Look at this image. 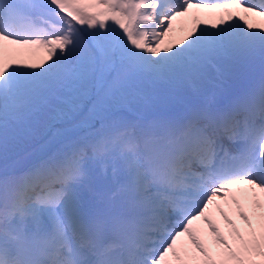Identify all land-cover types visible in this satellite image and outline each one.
<instances>
[{"label": "snow or ice", "instance_id": "1", "mask_svg": "<svg viewBox=\"0 0 264 264\" xmlns=\"http://www.w3.org/2000/svg\"><path fill=\"white\" fill-rule=\"evenodd\" d=\"M0 264H264V0H0Z\"/></svg>", "mask_w": 264, "mask_h": 264}]
</instances>
